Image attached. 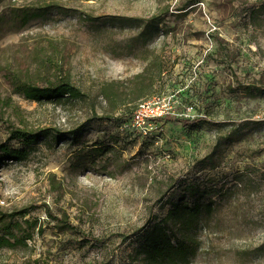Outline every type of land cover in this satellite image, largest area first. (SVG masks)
<instances>
[{
	"label": "rangeland",
	"instance_id": "374dc122",
	"mask_svg": "<svg viewBox=\"0 0 264 264\" xmlns=\"http://www.w3.org/2000/svg\"><path fill=\"white\" fill-rule=\"evenodd\" d=\"M64 76L83 100L41 104L11 83ZM154 96L175 114L124 128ZM2 114L45 133L0 161V215L37 224L0 264H144L145 233L196 203L212 212L188 264H264V0H0ZM45 205L79 230L57 229Z\"/></svg>",
	"mask_w": 264,
	"mask_h": 264
},
{
	"label": "trees",
	"instance_id": "16d2710c",
	"mask_svg": "<svg viewBox=\"0 0 264 264\" xmlns=\"http://www.w3.org/2000/svg\"><path fill=\"white\" fill-rule=\"evenodd\" d=\"M47 10L45 7L23 10L22 14L19 15V19L23 26H27L30 20L41 17ZM11 83L14 85L16 92L23 95L25 99L41 104L52 101L60 104L68 100L81 101L84 99L83 91L74 85L68 76L61 77L56 81L49 80L45 86H39L27 80H19L15 77H12ZM103 93L108 99H111L107 89ZM6 104L8 105V103ZM2 115H0V125L6 131L7 138L4 141L0 139V161L16 162L23 160L29 155L31 149L37 145L45 131L29 130L23 126L18 127L12 123L11 119H5ZM107 119L108 117L100 118V120ZM177 120L182 124L193 125H197L199 122H210L205 116L196 120L187 118ZM10 142L19 144L22 147L12 146ZM45 208L48 219L51 218V220L59 222L56 225L57 229L61 231L64 229L79 230L77 226L69 221L65 211L63 217L59 218L52 212L50 206L45 205ZM203 208V205L199 203L194 206L176 205L161 221L156 222L142 237L143 239L138 247V249L143 250L144 264H188L198 250L197 240L199 235L196 230L203 224L201 215L203 211L209 214L212 212V205H207V209L203 210ZM18 217L21 218V222ZM26 217L27 211L25 210L0 215V248L15 247L21 243H26L28 239H33L32 235L21 238L16 234L20 231L23 232L24 225L33 230L37 226L35 222L26 220ZM42 231L43 228H40V232Z\"/></svg>",
	"mask_w": 264,
	"mask_h": 264
},
{
	"label": "built area",
	"instance_id": "2783aa9c",
	"mask_svg": "<svg viewBox=\"0 0 264 264\" xmlns=\"http://www.w3.org/2000/svg\"><path fill=\"white\" fill-rule=\"evenodd\" d=\"M174 114L172 106H167L164 100L154 96L152 99L140 102L129 124H125L123 127H131L137 133L147 134L154 123Z\"/></svg>",
	"mask_w": 264,
	"mask_h": 264
}]
</instances>
